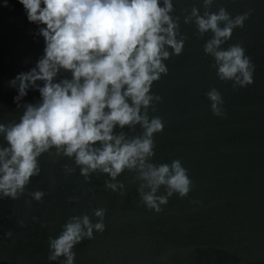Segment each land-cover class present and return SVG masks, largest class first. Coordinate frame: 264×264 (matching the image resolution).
<instances>
[{
	"label": "water",
	"instance_id": "obj_1",
	"mask_svg": "<svg viewBox=\"0 0 264 264\" xmlns=\"http://www.w3.org/2000/svg\"><path fill=\"white\" fill-rule=\"evenodd\" d=\"M173 3L188 40L181 55L165 61L168 74L153 84L162 102L149 114L160 116L165 127L155 135L152 160L180 159L192 190L183 198L174 194L157 213L140 202L134 173L126 170L117 178L126 187L120 195L106 189L107 174H93L86 182L77 168L65 176L62 165L73 162L53 163L45 154L40 175L31 178L27 189L43 190L42 202L27 192L17 200L0 199V264H61L64 257L47 259L48 237L58 235L71 215L86 212L95 222L92 210L99 207L107 209L106 229L75 246V264H264V0H215L212 8L223 6L232 16L253 10L222 45L240 43L255 65L254 82L238 89L218 79L212 58L204 54L211 33L201 38L194 25L183 23L181 10L202 7L201 0ZM38 30L19 0H8L7 6L0 0V122L18 121L22 114L13 100L17 90L8 82L34 67L43 54ZM212 87L222 93L224 117L211 111L205 93ZM38 99V91L30 89L23 102ZM140 131L137 126L130 134ZM0 144L6 145L2 137ZM69 196L80 199L69 203ZM9 230L10 238L4 235Z\"/></svg>",
	"mask_w": 264,
	"mask_h": 264
},
{
	"label": "clouds",
	"instance_id": "obj_2",
	"mask_svg": "<svg viewBox=\"0 0 264 264\" xmlns=\"http://www.w3.org/2000/svg\"><path fill=\"white\" fill-rule=\"evenodd\" d=\"M215 0L202 7L182 9L183 23L192 24L199 37L211 33L203 45L220 81L233 89L254 82L255 65L240 43L222 47L236 28H242L253 10L232 16L223 6L212 11ZM30 23L39 26L43 54L35 66L9 80L17 90L13 100L22 114L18 121L0 122V199L23 196L31 178L39 176L40 158L52 162L67 158L65 176L79 168L86 182L93 174H107L106 189L126 194L117 179L126 170L138 182L140 202L149 210L163 211L174 194L186 197L193 188L188 169L180 159L155 163V135L164 130L156 111L162 97L152 91L154 82L169 72L165 61L181 55L188 36L181 31V15L173 0H19ZM8 0H3L7 6ZM171 50V51H170ZM39 99L23 102L29 90ZM213 115L226 116L222 93L212 87L205 93ZM139 126L141 131L136 133ZM128 131H124V129ZM119 129V130H117ZM164 188V193L160 189ZM42 202L43 190L27 192ZM82 195H86L82 193ZM80 197L69 196L71 203ZM25 203L31 206L32 200ZM199 203V201H195ZM107 209L71 215L56 236L48 237L49 261L75 264L74 248L94 231L103 233ZM32 219L38 220L33 216ZM21 226L25 221H17ZM43 226V224H42ZM12 237L9 230L4 234Z\"/></svg>",
	"mask_w": 264,
	"mask_h": 264
}]
</instances>
